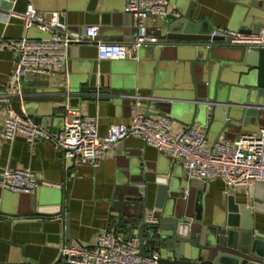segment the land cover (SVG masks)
Masks as SVG:
<instances>
[{
	"label": "crops",
	"instance_id": "0c3cea01",
	"mask_svg": "<svg viewBox=\"0 0 264 264\" xmlns=\"http://www.w3.org/2000/svg\"><path fill=\"white\" fill-rule=\"evenodd\" d=\"M170 2L182 6V11L188 15L195 14L199 22L207 21L216 30L239 32L242 15L247 11L235 0ZM251 2L264 9V0ZM30 5L43 14L61 13L67 32L71 34L80 33L89 26H99V40L104 42L131 44L138 36L133 24L135 18L127 14L125 0H0V38L51 37L37 29L25 30L20 20L10 17L12 13L24 14ZM174 8L177 6L169 5V11ZM10 19L13 20L9 24ZM155 23L154 20L148 22L151 26ZM144 31L139 30V34ZM93 43L72 46L66 70L51 76L26 75L21 83V94L14 97L10 96L8 87L16 55L0 51V109L27 114L33 120L49 113L61 115L62 119L56 122L58 130L63 128L64 119L72 115L97 117L99 134L105 136L112 125H128L137 114H145L142 108L145 102L142 107L133 106L131 101L115 93L136 92L139 96H149L155 75L156 81L165 84L185 58L173 50L156 59L153 48L144 47L131 59L99 61ZM63 83L66 89H63ZM65 90L78 96L67 100L63 96ZM85 92L91 97H81ZM62 104L65 108H60ZM168 116L172 118V134L188 129L184 123L188 124L190 119L174 113ZM3 121L0 117V169L32 170L39 181V195L51 193L48 212L59 211L60 215L55 219L62 220V225L13 217L30 209L31 198L28 194L0 188V264H11L21 258L28 264H56L62 248L70 244L66 222L69 223L71 246L93 247L114 223L111 208L122 194L121 187L133 182H138L136 186L141 191L149 189L155 198L158 179H175V187L181 189L192 216L202 208L206 224L222 225L232 211L250 203V188L229 187L220 180L209 183L184 181L187 178L181 163L136 137H128L120 146L109 150L98 167L79 161L67 165L49 142L30 144L23 136L13 142L5 140L2 137ZM262 127L264 116L240 129L234 126L232 133L223 136L220 143L234 142L243 134H258ZM194 129L204 132L200 124ZM207 138L213 144L214 137ZM254 222L256 228L264 229L263 215L255 214Z\"/></svg>",
	"mask_w": 264,
	"mask_h": 264
},
{
	"label": "water",
	"instance_id": "95a60500",
	"mask_svg": "<svg viewBox=\"0 0 264 264\" xmlns=\"http://www.w3.org/2000/svg\"><path fill=\"white\" fill-rule=\"evenodd\" d=\"M235 1L247 10L242 15V27L238 33L260 34L264 30V9L251 0ZM172 4L177 8L169 11ZM182 9L168 0L167 15L149 17L144 22L143 34H139L136 21H133L138 35L134 40L139 36L156 40L139 49L153 48L156 59L173 50L185 57L176 73L165 84L156 81L155 75L149 96H139L136 92L115 94L125 97L133 106L145 102L146 105L141 107L146 117L174 113L190 119L188 124L184 123L189 130L200 124L207 137H214L215 145L223 136H229L234 126L240 129L264 116V48L249 50L234 46L230 44L232 36L219 32L213 36L217 30L211 24L199 22L195 14L188 15ZM150 20L156 23L151 26L148 24ZM93 44L97 50V43ZM80 45L83 44L72 46ZM72 46L67 50L68 58ZM62 87L66 89V84L63 83ZM86 94L88 92L81 97H91ZM75 95L78 96L67 91L63 94L67 100ZM60 108L65 106L62 104ZM61 117L49 113L36 116L34 122L58 133L63 129L56 127ZM74 163V160L69 162ZM137 183L121 187L122 194L114 200L111 211L119 233L126 239L138 237L141 256L157 252L160 256L158 264H264V229L256 228L254 222L255 214L264 216L263 187L251 188L250 203L232 211L224 224L215 225L203 221L202 208L192 216L181 189L175 187V179H158L155 198L149 189L139 190ZM172 193L179 196H172ZM50 194L39 195L38 189L28 194L30 209L13 217L62 225V220L55 219L60 215L59 211L48 212L52 203ZM65 230L71 246L68 222ZM11 264L28 263L21 258ZM56 264L68 263L60 258Z\"/></svg>",
	"mask_w": 264,
	"mask_h": 264
},
{
	"label": "built area",
	"instance_id": "2783aa9c",
	"mask_svg": "<svg viewBox=\"0 0 264 264\" xmlns=\"http://www.w3.org/2000/svg\"><path fill=\"white\" fill-rule=\"evenodd\" d=\"M125 1L126 12L133 15L139 30H144V22L149 17L168 13V0ZM10 17L22 20L25 30L37 29L51 34L49 39L0 38V51L16 55L8 87L13 97L21 94L22 78L26 75L51 76L66 70L67 50L72 45L97 43L98 60L115 61L131 59L143 44L156 42L140 36L131 44L104 42L99 40V26H89L80 33L71 34L67 32L61 13L43 14L32 5L24 14L12 13ZM217 32L232 36L230 44L234 46L249 50L264 48V31L246 35L221 29L213 32V36ZM137 107H141V102H137ZM0 117L4 119L2 137L5 140L13 142L23 136L30 144L49 142L62 154L67 165L74 160L98 167L109 150L128 137H136L181 163L189 181L209 183L220 180L229 187L264 188V127L258 134H243L234 142L213 145L201 130L185 129L172 134V118L168 115L152 118L137 114L128 125H112L105 136L99 134L98 119L93 116L72 115L65 119L64 127L58 133L37 125L27 114L0 109ZM38 187V178L30 169H0V188L3 190L32 194ZM139 247L138 237L126 239L113 223L93 247L66 245L60 258L68 264H158L160 256L157 252L141 256Z\"/></svg>",
	"mask_w": 264,
	"mask_h": 264
},
{
	"label": "rangeland",
	"instance_id": "374dc122",
	"mask_svg": "<svg viewBox=\"0 0 264 264\" xmlns=\"http://www.w3.org/2000/svg\"><path fill=\"white\" fill-rule=\"evenodd\" d=\"M157 17V16H156ZM146 21H148V19H146ZM42 32V31H41ZM45 33V32H44ZM209 140V139H208Z\"/></svg>",
	"mask_w": 264,
	"mask_h": 264
}]
</instances>
